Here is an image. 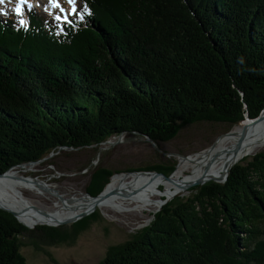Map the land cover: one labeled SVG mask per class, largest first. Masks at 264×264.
<instances>
[{"label": "trees", "instance_id": "16d2710c", "mask_svg": "<svg viewBox=\"0 0 264 264\" xmlns=\"http://www.w3.org/2000/svg\"><path fill=\"white\" fill-rule=\"evenodd\" d=\"M85 4L83 21L70 17L62 33L34 13L26 27L0 19V174L60 147L126 133L166 142L186 125L233 127L264 108V0ZM140 170L169 175L173 167ZM112 174L91 169L86 192L96 196ZM194 190L98 264H264V152L233 165L223 183ZM94 215L70 234L29 229L0 209V264H25L22 234L69 244Z\"/></svg>", "mask_w": 264, "mask_h": 264}, {"label": "rangeland", "instance_id": "374dc122", "mask_svg": "<svg viewBox=\"0 0 264 264\" xmlns=\"http://www.w3.org/2000/svg\"><path fill=\"white\" fill-rule=\"evenodd\" d=\"M29 2L32 5L31 8H35L34 10L42 18L49 19L51 18L49 11L56 12V9L51 8H49V11H45L44 6L48 4V0H29ZM60 2L63 7L66 6L68 8L65 0H60ZM76 3L77 6L80 5L79 0H76ZM13 5L14 0L13 3L6 2L2 6L6 14L7 12L11 13L10 9ZM27 9L26 13L28 12ZM4 16L6 15H0V18H6ZM13 20V24L19 25L18 18H13ZM24 20L27 22V15ZM238 124L230 127L223 123L203 121L186 125L180 129L174 138L166 142H153V140L151 141L140 134L126 133L112 136L106 140L113 144L104 141L79 150L60 147L51 151L40 161L21 164L23 169L18 172L9 171L12 173L10 176H7L6 172L8 170L3 175L18 181V184L15 183V185L20 194H24L27 200L37 201L39 206H43L42 208L51 207L52 203L59 202L60 199L65 200L63 205H61L67 207L68 199L66 198L84 196L85 198L93 199L98 197L99 194L102 196V192L107 184L96 196L92 197L86 192L88 189L87 183L90 180V170L98 165L106 166L108 169L114 171L112 176L120 173H126L125 175H127L140 171L149 172L144 170L138 171V168L154 165H166L168 168L173 167V172L177 167L180 156L189 157L192 153L198 154L200 151L212 146L218 137L227 134ZM262 152H264V148L248 156L245 155L246 157L244 156L240 159L239 163H247L255 154ZM157 173L160 174L161 172ZM169 175L162 173L164 177ZM158 176L163 178L161 175ZM224 181H208L204 184L209 182L223 183ZM202 186L203 184H193L184 195L176 191L173 197L164 196L165 198H163L166 201L160 197L162 200H159L155 213L147 210L141 211L142 209L135 208V205L126 204L121 205L119 211L111 209L100 210L98 207H95L92 212H88L84 216L87 217L95 213V221H92V224L86 230L79 232L75 236L74 241H71L69 244L59 243L51 245L47 244L44 240L39 241L31 237L40 236L39 232L35 234H22L18 240L21 255L25 259V264H98L105 257L110 247L127 241L142 228L148 226L165 204L191 196L196 192L194 188ZM162 189L163 186L158 188L157 191ZM157 191L152 192L155 194ZM19 192L17 191V195H19ZM50 194L53 196H50ZM18 199L24 200L25 198L20 196ZM26 208H31L29 213L37 217L43 213V211L38 210L37 206H28ZM81 214L83 213L81 212L73 216L77 217ZM149 218H151L150 222L145 224V221ZM64 220L66 221V217L63 218ZM36 221L33 220V224L35 225L30 227V229H34L39 225H45ZM77 221L62 222L54 227H61L62 231L72 234V224ZM142 224L144 225L140 226ZM46 226L48 225L46 224Z\"/></svg>", "mask_w": 264, "mask_h": 264}, {"label": "bare ground", "instance_id": "6f19581e", "mask_svg": "<svg viewBox=\"0 0 264 264\" xmlns=\"http://www.w3.org/2000/svg\"><path fill=\"white\" fill-rule=\"evenodd\" d=\"M262 148H264V111L255 121L249 119L240 121L238 126L218 137L212 146L198 154L192 153L189 157L180 156L176 169L169 176L164 177L162 173L158 174L153 171L133 172L127 175H125L126 173L116 174L110 178L102 196L99 194L93 199L84 196L66 198L68 199L67 207L62 206L65 201L62 199L52 203V206L48 208H42L43 206H39L37 201L27 200V197L20 194L16 188L15 183L18 184V181L7 177L12 174L9 171L18 172L23 168L21 165L12 167L6 172L7 176L3 174L0 176V206L13 211L18 219L28 227L35 225L33 220L47 225H58L63 222L65 217L68 220L81 212L87 214L92 212L95 207L100 210L119 211L121 205L126 204L135 205V208L142 209L141 211L147 210L155 213L159 200H162L160 197H173L176 191L184 195L190 186L196 184L195 180L200 181L198 185H204L208 181L222 182L225 180L226 173H229L232 168L231 166L238 163L245 155L248 156ZM161 186L163 189L157 191ZM17 191L19 195H17ZM152 191L157 192L153 194ZM119 193L121 194L116 196ZM20 196L25 199H18ZM50 196L53 195L50 194ZM164 200L166 201V199ZM28 206H37L38 210L43 213L37 217L29 213L31 208H26ZM150 220L151 218L147 219L145 224Z\"/></svg>", "mask_w": 264, "mask_h": 264}, {"label": "snow or ice", "instance_id": "6c2138e0", "mask_svg": "<svg viewBox=\"0 0 264 264\" xmlns=\"http://www.w3.org/2000/svg\"><path fill=\"white\" fill-rule=\"evenodd\" d=\"M6 2L13 3V0H0V15L6 14L2 7ZM65 2L68 4L67 9L62 6L60 0H48V4L44 6L45 11H49V8L58 10L59 14L49 11V15H51L53 17V20L57 22L58 27L61 22L71 26L72 21L69 19L70 15H75L77 16V18L83 19L82 13L88 12L86 4L81 10L78 11L75 6L76 0H65ZM25 5L29 10H31L32 5L29 0H14V7L11 9V11H13L17 15V17H21L20 19H18V23L24 27L27 26V22L22 18Z\"/></svg>", "mask_w": 264, "mask_h": 264}, {"label": "water", "instance_id": "95a60500", "mask_svg": "<svg viewBox=\"0 0 264 264\" xmlns=\"http://www.w3.org/2000/svg\"><path fill=\"white\" fill-rule=\"evenodd\" d=\"M263 111H264V108H263V110L260 112V114L256 117V118H254V119H251V118H249L247 115L245 116V119H249V120H253V121H255V120H257L258 118H259V116H261L262 115V113H263ZM148 138V137H147ZM148 139H150V138H148ZM151 140V139H150ZM152 141V140H151ZM106 142H108V143H110V141H106ZM110 144H113V143H110ZM40 160H42V159H40ZM40 160H38V161H40ZM37 162V161H36ZM31 163V162H30ZM232 167V166H231ZM230 167V168H231ZM153 172H155V171H153ZM5 173V172H4ZM3 173V174H4ZM2 174H0V176H1ZM228 175V172L226 173V175L224 176L225 177V179H226V176ZM196 184H200V181H196L195 182ZM87 194V193H86ZM89 195V194H88ZM0 209H3V210H5V211H8V212H10L14 217H16L17 218V220L19 221V222H21L19 219H18V217H17V215L13 212V211H11V210H8V209H6V208H4V207H1L0 206ZM85 215H87L86 213H83V214H81V215H79V216H77V217H74V218H71V219H68V220H66V221H63L64 223H67V222H74V221H77V220H79L80 218H82V217H84ZM22 223V222H21ZM23 224V223H22ZM23 225H25V224H23ZM46 225V224H45ZM26 226V225H25ZM48 226H52V227H54V226H56V225H48ZM27 228H29L30 229V227H28V226H26Z\"/></svg>", "mask_w": 264, "mask_h": 264}]
</instances>
